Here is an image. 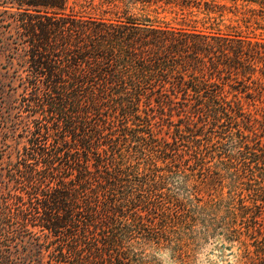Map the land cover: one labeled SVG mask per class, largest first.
Here are the masks:
<instances>
[{
    "label": "trees",
    "instance_id": "1",
    "mask_svg": "<svg viewBox=\"0 0 264 264\" xmlns=\"http://www.w3.org/2000/svg\"><path fill=\"white\" fill-rule=\"evenodd\" d=\"M15 2L34 116L8 163L4 243L29 233L42 264H155L144 246L179 219L171 179L209 159L263 199L264 38ZM163 126L168 137L157 136ZM223 213L222 227L239 233L234 206Z\"/></svg>",
    "mask_w": 264,
    "mask_h": 264
},
{
    "label": "rangeland",
    "instance_id": "2",
    "mask_svg": "<svg viewBox=\"0 0 264 264\" xmlns=\"http://www.w3.org/2000/svg\"><path fill=\"white\" fill-rule=\"evenodd\" d=\"M16 6L15 0H0V221L4 220V196L13 190L7 180L8 163L26 144L25 130L32 125L34 116L32 108L24 105L28 94L23 77L30 72L27 45L20 39V28L14 21ZM65 11L85 17L144 14L161 25L264 38V5L249 0H150L133 5L126 0H67ZM255 104L258 109V101ZM256 116L262 119L261 115ZM170 118L177 120L174 113ZM262 129L264 125L257 132L264 139ZM166 131L163 126L156 131L157 136L168 137ZM182 169L188 175L186 180L175 177L167 187L177 198L179 209L178 223L175 221L170 228L174 232H169L167 239L161 235L165 240L160 239L157 245H145L143 254L154 258L155 264L263 263L256 245L263 250L264 244L256 242L264 238V197H256L248 185L237 183L215 159H209L203 167L193 165L186 169L182 165ZM230 203L236 213L234 227L239 233L235 234L222 227L223 211ZM148 216L151 220L156 218L153 213ZM251 217L259 225L253 224ZM254 226L260 231H255ZM0 230V264H4V251L10 253V264H42L45 260V255L44 260L40 259V249L29 233L4 243V226Z\"/></svg>",
    "mask_w": 264,
    "mask_h": 264
}]
</instances>
